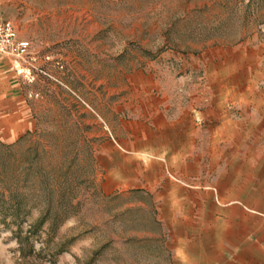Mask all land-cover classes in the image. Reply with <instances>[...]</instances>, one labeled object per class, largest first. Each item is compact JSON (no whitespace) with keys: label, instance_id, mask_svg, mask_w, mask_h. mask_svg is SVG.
<instances>
[{"label":"rangeland","instance_id":"rangeland-1","mask_svg":"<svg viewBox=\"0 0 264 264\" xmlns=\"http://www.w3.org/2000/svg\"><path fill=\"white\" fill-rule=\"evenodd\" d=\"M0 9L31 42L17 63L26 127L17 133L0 115V264H174L220 216L212 203L225 202L226 176L106 173L110 153L126 163V145L110 152L116 131L134 127L116 112L138 70L188 74L199 90L227 52L264 47V0H0ZM261 68L264 87V57Z\"/></svg>","mask_w":264,"mask_h":264},{"label":"crops","instance_id":"crops-1","mask_svg":"<svg viewBox=\"0 0 264 264\" xmlns=\"http://www.w3.org/2000/svg\"><path fill=\"white\" fill-rule=\"evenodd\" d=\"M227 53L222 68H208L199 90L185 83L188 74L135 72L132 95L116 112L122 125L131 118L133 132L119 129L116 145L109 143L110 152L127 146L126 163L114 165L110 153L111 166L102 167L106 173H224L225 202L212 203L220 216L206 219L205 239L176 249L174 264H264V87L258 84L264 47ZM194 62L184 60L182 70ZM18 70L0 55V115L13 116L6 121L17 133L26 127Z\"/></svg>","mask_w":264,"mask_h":264},{"label":"built area","instance_id":"built-area-1","mask_svg":"<svg viewBox=\"0 0 264 264\" xmlns=\"http://www.w3.org/2000/svg\"><path fill=\"white\" fill-rule=\"evenodd\" d=\"M31 53V42L21 38L13 21L0 9V55L11 58L17 65Z\"/></svg>","mask_w":264,"mask_h":264}]
</instances>
